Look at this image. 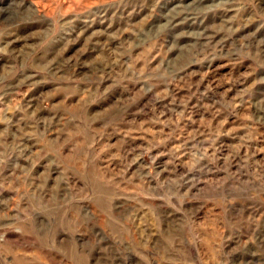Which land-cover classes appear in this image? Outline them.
<instances>
[{"label":"rangeland","instance_id":"374dc122","mask_svg":"<svg viewBox=\"0 0 264 264\" xmlns=\"http://www.w3.org/2000/svg\"><path fill=\"white\" fill-rule=\"evenodd\" d=\"M0 264H264V0H0Z\"/></svg>","mask_w":264,"mask_h":264}]
</instances>
